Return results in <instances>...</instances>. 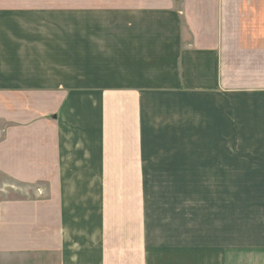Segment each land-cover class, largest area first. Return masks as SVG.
Returning <instances> with one entry per match:
<instances>
[{
    "label": "crops",
    "instance_id": "crops-1",
    "mask_svg": "<svg viewBox=\"0 0 264 264\" xmlns=\"http://www.w3.org/2000/svg\"><path fill=\"white\" fill-rule=\"evenodd\" d=\"M0 1L4 254L264 264V0Z\"/></svg>",
    "mask_w": 264,
    "mask_h": 264
},
{
    "label": "rangeland",
    "instance_id": "rangeland-1",
    "mask_svg": "<svg viewBox=\"0 0 264 264\" xmlns=\"http://www.w3.org/2000/svg\"><path fill=\"white\" fill-rule=\"evenodd\" d=\"M6 1H0V4H4ZM64 3L69 5H84V4H111L117 5L120 2L118 0H69L64 1ZM41 6V5H37ZM7 102V101H6ZM200 177H195L193 180L191 177H188V184L189 185H196L193 183H199ZM160 184H163L161 182ZM24 193V195H23ZM160 194V201L163 200V193ZM24 198L26 200V177L20 176H4L0 175V200H10L14 198ZM164 204H160L159 209V216L163 218L166 208H165V200L163 201ZM159 229L162 232V229L165 228V220L160 219ZM12 240L7 241L4 238H0V264H38V255L35 256H20L15 255L18 253V249L14 250V254H4V252L12 251L11 243ZM14 242V241H13ZM9 243V245H8ZM16 243H20L19 241H15ZM17 251V252H16Z\"/></svg>",
    "mask_w": 264,
    "mask_h": 264
}]
</instances>
